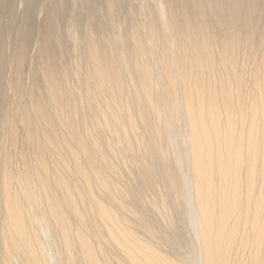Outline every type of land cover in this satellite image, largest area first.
Returning <instances> with one entry per match:
<instances>
[{"label":"bare ground","instance_id":"bare-ground-1","mask_svg":"<svg viewBox=\"0 0 264 264\" xmlns=\"http://www.w3.org/2000/svg\"><path fill=\"white\" fill-rule=\"evenodd\" d=\"M0 264H264V0H0Z\"/></svg>","mask_w":264,"mask_h":264},{"label":"rangeland","instance_id":"rangeland-1","mask_svg":"<svg viewBox=\"0 0 264 264\" xmlns=\"http://www.w3.org/2000/svg\"><path fill=\"white\" fill-rule=\"evenodd\" d=\"M68 15L69 14H66L65 17L67 18ZM92 19L93 18L89 14L84 13L82 15V17H81V26L82 27H84V25L86 26L87 24H89L91 22ZM86 51H87V49H85L83 51H80L82 60H83V56H84V54H85ZM109 174H111V173H109Z\"/></svg>","mask_w":264,"mask_h":264}]
</instances>
